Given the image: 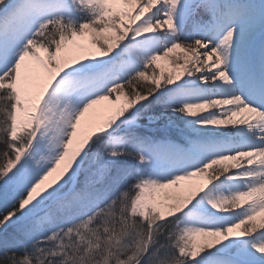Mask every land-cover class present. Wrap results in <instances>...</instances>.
<instances>
[{"label":"snow or ice","instance_id":"snow-or-ice-1","mask_svg":"<svg viewBox=\"0 0 264 264\" xmlns=\"http://www.w3.org/2000/svg\"><path fill=\"white\" fill-rule=\"evenodd\" d=\"M0 264H264V0H0Z\"/></svg>","mask_w":264,"mask_h":264},{"label":"rangeland","instance_id":"rangeland-1","mask_svg":"<svg viewBox=\"0 0 264 264\" xmlns=\"http://www.w3.org/2000/svg\"><path fill=\"white\" fill-rule=\"evenodd\" d=\"M159 64L161 68H163L166 72L172 71V69L170 68V62L167 59L159 61Z\"/></svg>","mask_w":264,"mask_h":264},{"label":"bare ground","instance_id":"bare-ground-1","mask_svg":"<svg viewBox=\"0 0 264 264\" xmlns=\"http://www.w3.org/2000/svg\"><path fill=\"white\" fill-rule=\"evenodd\" d=\"M181 51H182V50H179V49L177 50V52H181ZM172 55L175 56V53H173ZM170 68L172 69L171 64H170Z\"/></svg>","mask_w":264,"mask_h":264}]
</instances>
